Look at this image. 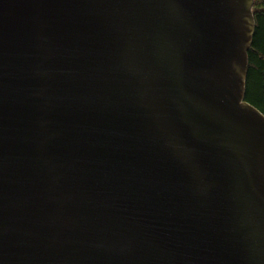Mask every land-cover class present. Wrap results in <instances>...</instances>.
I'll list each match as a JSON object with an SVG mask.
<instances>
[{"label":"water","instance_id":"95a60500","mask_svg":"<svg viewBox=\"0 0 264 264\" xmlns=\"http://www.w3.org/2000/svg\"><path fill=\"white\" fill-rule=\"evenodd\" d=\"M255 0H0V264H264Z\"/></svg>","mask_w":264,"mask_h":264},{"label":"trees","instance_id":"16d2710c","mask_svg":"<svg viewBox=\"0 0 264 264\" xmlns=\"http://www.w3.org/2000/svg\"><path fill=\"white\" fill-rule=\"evenodd\" d=\"M256 31L249 49L246 99L264 113V0H255Z\"/></svg>","mask_w":264,"mask_h":264}]
</instances>
